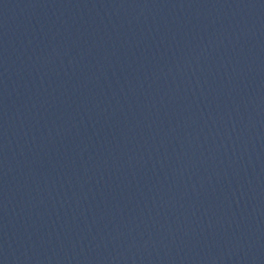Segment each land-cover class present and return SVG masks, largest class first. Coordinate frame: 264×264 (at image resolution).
Segmentation results:
<instances>
[{
	"label": "water",
	"instance_id": "95a60500",
	"mask_svg": "<svg viewBox=\"0 0 264 264\" xmlns=\"http://www.w3.org/2000/svg\"><path fill=\"white\" fill-rule=\"evenodd\" d=\"M0 264H264V0H0Z\"/></svg>",
	"mask_w": 264,
	"mask_h": 264
}]
</instances>
